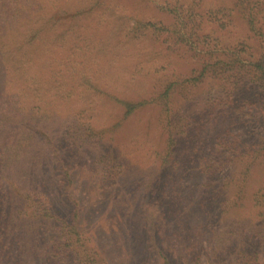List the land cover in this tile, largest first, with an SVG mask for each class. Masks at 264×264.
I'll list each match as a JSON object with an SVG mask.
<instances>
[{"label": "rangeland", "instance_id": "obj_1", "mask_svg": "<svg viewBox=\"0 0 264 264\" xmlns=\"http://www.w3.org/2000/svg\"><path fill=\"white\" fill-rule=\"evenodd\" d=\"M230 2L50 3L70 28L42 78L50 117L5 188L41 193L55 215L77 199L84 240L51 258L21 227L0 264H77L84 251L99 264H264V82L249 64L257 38L222 10ZM136 21L149 24L134 38Z\"/></svg>", "mask_w": 264, "mask_h": 264}, {"label": "trees", "instance_id": "obj_2", "mask_svg": "<svg viewBox=\"0 0 264 264\" xmlns=\"http://www.w3.org/2000/svg\"><path fill=\"white\" fill-rule=\"evenodd\" d=\"M38 1L8 0L7 4L0 6V15H3L0 18V261L8 247V241L23 237L18 234L21 227V231L25 228L27 232L38 238L37 251L48 252L51 258L59 255L62 246L69 249L75 244H82L81 240L84 238L83 228L79 222L81 206L77 199L72 203L70 201L71 207L66 215H55L50 209L52 205L41 197V193L35 190L5 188L9 184L15 186L13 182L16 180L8 176L7 171L16 166L18 155L23 152L28 141L31 142L33 139L34 128L40 121L50 117V113L43 107L45 87L42 78L45 73H52V64L55 65L59 59V55L54 56L55 51L62 48V42L67 41L66 32L70 30L68 27L59 30L60 20L52 15L53 11L50 13L45 11L50 8V3L59 4L64 1L67 2L69 9L73 0H48L45 6L42 5V0ZM175 1L179 3V0ZM3 7L6 8L3 10ZM68 9L66 10L69 11ZM217 10L215 11L218 13ZM222 10L230 16L245 20L249 32L257 38L258 52L250 55L252 60L249 64L253 74L252 81L264 82V24L259 23V16L264 13V0H231ZM60 11L59 8L58 15L61 16ZM191 11L189 17L191 18L192 15L196 17L195 12ZM210 11L215 13L213 9ZM43 12L48 21H45ZM217 13L213 15L216 16ZM180 20L177 27L184 23ZM148 24L149 22L146 24L144 21H136L132 28V37L136 38L137 33L140 30L144 31ZM156 30L161 28L157 26ZM161 34L153 33L158 40ZM40 35L45 40L42 49L38 43ZM142 36L146 34L142 33ZM45 53H50L51 57ZM215 59L222 63L220 57ZM224 64L229 65L228 76L235 73L231 62ZM203 71L204 66L199 73L202 74ZM168 87L165 92H168ZM46 106L48 107V104ZM126 106L130 107L129 111L132 112L137 103L126 102ZM24 130L26 133L23 132ZM169 138L172 136L170 135ZM170 141L173 143L172 140ZM169 148L171 150V145ZM113 157L114 154L110 151L102 159H108L115 164ZM107 175L113 178L110 173ZM93 193H97L96 190ZM102 197L103 194H98L95 200ZM28 208L30 212L26 211ZM27 215L31 216L30 223L25 219ZM85 252L82 255L77 254L82 258L77 264H99L96 258H91L89 255L86 258Z\"/></svg>", "mask_w": 264, "mask_h": 264}]
</instances>
